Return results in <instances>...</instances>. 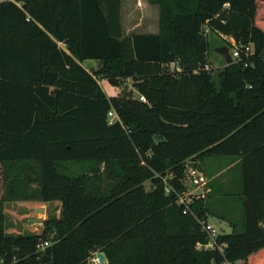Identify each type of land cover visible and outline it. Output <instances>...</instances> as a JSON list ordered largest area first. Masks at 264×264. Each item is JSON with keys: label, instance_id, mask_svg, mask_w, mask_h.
Listing matches in <instances>:
<instances>
[{"label": "trees", "instance_id": "1", "mask_svg": "<svg viewBox=\"0 0 264 264\" xmlns=\"http://www.w3.org/2000/svg\"><path fill=\"white\" fill-rule=\"evenodd\" d=\"M150 1L159 32L125 35L122 0H0L7 264H90L99 251L108 264H264V62L208 68L211 32L264 48V0ZM88 59L101 66L88 71ZM99 76L134 89L108 96ZM111 111L120 120L110 123ZM213 156L241 165L242 218L220 233L223 250L197 247L209 241L197 219L209 208L201 198L196 215L184 213L174 191H184L187 159ZM82 161L76 175L58 167ZM31 199L60 202V216L39 233L8 234L5 204Z\"/></svg>", "mask_w": 264, "mask_h": 264}, {"label": "rangeland", "instance_id": "2", "mask_svg": "<svg viewBox=\"0 0 264 264\" xmlns=\"http://www.w3.org/2000/svg\"><path fill=\"white\" fill-rule=\"evenodd\" d=\"M147 1V0H144ZM138 3L137 0H122V25L123 30L131 28L130 12L133 5ZM140 9V7H139ZM138 9V10H139ZM143 25H139L134 32H143ZM125 32V31H124ZM223 36L216 33L209 34L210 49L208 53V68L213 75H216L223 69L227 62L224 57L216 51L220 46H230L229 41ZM100 62V61H99ZM101 63V62H100ZM101 66L97 65V68ZM175 64H170L169 69L173 70ZM98 81L101 82L103 90L108 96L132 91L133 79H123L119 85H114L108 79H103L99 76ZM89 162H62L59 164V169L62 173L68 175H76L85 171ZM186 170L182 179H177L186 193L197 194L199 198L204 199L208 210L207 219L217 225L222 226L226 232L231 231L230 220L239 221L242 218L241 210V165L240 158L233 156H213L207 158L193 157L185 161ZM199 170L204 173L207 178V185L197 187L192 185L189 179L191 170ZM168 178H172L169 173ZM175 178V177H173ZM167 179V187L173 190L176 186L174 182ZM147 187L149 186L146 183ZM176 188V187H174ZM176 191V189H175ZM45 212L31 211L26 212L24 207L17 201L5 204L6 224L8 234L18 233H39L44 228L45 220L51 216H60L61 203L54 201L47 206H43Z\"/></svg>", "mask_w": 264, "mask_h": 264}, {"label": "built area", "instance_id": "3", "mask_svg": "<svg viewBox=\"0 0 264 264\" xmlns=\"http://www.w3.org/2000/svg\"><path fill=\"white\" fill-rule=\"evenodd\" d=\"M225 39L229 41V50L230 54L232 56L233 62H241L244 66H250L254 65L256 61H263L264 62V48L261 51H258L256 48V44L254 42H250L247 44L239 43L237 42L232 36H224ZM140 100L146 101L147 99L144 96H139ZM110 117V123H114L118 120H120L119 116L116 114L115 111H111L109 113ZM189 179L192 182V185L197 187H203L207 185L208 181L205 177L204 173L199 170H191L189 173ZM174 190V189H173ZM172 189L167 187V192L173 191ZM175 191V190H174ZM178 196V202L180 204H183L184 213H192L195 214L192 209V204L197 200L200 199L197 194L193 193H186V192H177ZM196 215V214H195ZM197 217V216H196ZM199 219V222L202 226V229L207 231L209 234V241L207 243H198V248H204V249H213V248H219L220 250H223L224 246L218 244L217 239L224 230L222 229V226H217L213 223H211L209 220ZM56 235V232H53L51 237L46 240H40L37 244V252L42 253L45 251V249L50 246L53 243V237ZM90 264H104L100 261V259L97 257V254L95 253L90 259ZM0 264H7L5 257L0 255ZM224 264H241V262H231V261H225Z\"/></svg>", "mask_w": 264, "mask_h": 264}, {"label": "crops", "instance_id": "4", "mask_svg": "<svg viewBox=\"0 0 264 264\" xmlns=\"http://www.w3.org/2000/svg\"><path fill=\"white\" fill-rule=\"evenodd\" d=\"M138 3H135L133 5V8H131L130 12V22H131V28L124 29L125 35H131L134 33H158L159 32V18H160V9L159 6L156 4H152L150 0L144 1V0H137ZM140 7V9H139ZM139 9V10H138ZM123 16V15H122ZM139 25H143V29L145 31L143 32H134ZM60 47H62L64 50H66V46L64 43H59ZM101 63L99 60L96 59H88L83 62H81V65L86 68L88 71L96 70L97 65H100ZM107 79V78H103ZM100 85L101 82L99 81ZM23 206L26 212H33L36 213L37 210L44 205L47 206L49 203L52 202H42L39 200H20L17 201Z\"/></svg>", "mask_w": 264, "mask_h": 264}, {"label": "water", "instance_id": "5", "mask_svg": "<svg viewBox=\"0 0 264 264\" xmlns=\"http://www.w3.org/2000/svg\"><path fill=\"white\" fill-rule=\"evenodd\" d=\"M216 51L218 53H220L224 57V59L226 60V62L228 64L233 63V59H232V56L230 54L229 47L227 45L218 47L216 49ZM135 97L136 98L139 97V93L138 92L135 93ZM156 140H158V141H164L165 139L164 138L160 139L159 136L157 135L156 136ZM37 212H45V208L44 207H41V208H39L37 210ZM222 229H223V227H222ZM96 254H97V257L100 259L101 262H103L104 264H108V260H107V257H106V255H105L104 252L99 251Z\"/></svg>", "mask_w": 264, "mask_h": 264}]
</instances>
